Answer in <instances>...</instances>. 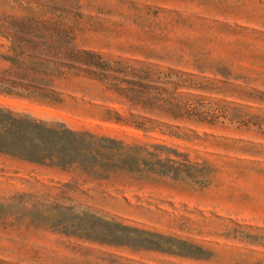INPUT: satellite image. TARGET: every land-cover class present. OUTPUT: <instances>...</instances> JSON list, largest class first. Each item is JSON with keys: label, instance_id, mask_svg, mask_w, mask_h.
Returning a JSON list of instances; mask_svg holds the SVG:
<instances>
[{"label": "rangeland", "instance_id": "rangeland-1", "mask_svg": "<svg viewBox=\"0 0 264 264\" xmlns=\"http://www.w3.org/2000/svg\"><path fill=\"white\" fill-rule=\"evenodd\" d=\"M0 264H264V0H0Z\"/></svg>", "mask_w": 264, "mask_h": 264}]
</instances>
